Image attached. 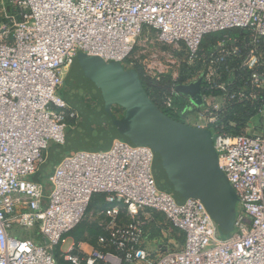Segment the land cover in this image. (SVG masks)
Listing matches in <instances>:
<instances>
[{"label": "built area", "instance_id": "2783aa9c", "mask_svg": "<svg viewBox=\"0 0 264 264\" xmlns=\"http://www.w3.org/2000/svg\"><path fill=\"white\" fill-rule=\"evenodd\" d=\"M79 53L140 68L161 84L163 108L215 129L219 168L240 204L232 236H218L200 200L179 204L158 187L146 146L115 140L107 151H78L55 167L48 195L30 180L78 125L58 91ZM199 80L196 106L176 88ZM248 109L260 130L256 118L239 133L234 119L223 124ZM96 196L101 234L76 241ZM156 213L184 245L153 259L144 240ZM62 262L264 264V0H0V264Z\"/></svg>", "mask_w": 264, "mask_h": 264}, {"label": "water", "instance_id": "95a60500", "mask_svg": "<svg viewBox=\"0 0 264 264\" xmlns=\"http://www.w3.org/2000/svg\"><path fill=\"white\" fill-rule=\"evenodd\" d=\"M89 58L93 59L90 95L96 105L78 109L82 116V123L75 129L78 143L60 155L58 164L80 149L107 151L115 140L149 147L154 154L153 171L158 187L173 195L179 204L190 198L200 200L216 222L219 233L230 235L235 228L238 197L219 168L208 130L191 127L164 113L144 89L137 71L126 70L119 63H108L99 57ZM201 83L199 80L178 85L176 89L189 96L194 105L201 106ZM116 108L124 112L120 119L115 116ZM94 124L99 128L94 129ZM67 144L66 137L65 143L59 146ZM51 157L49 150L38 171L43 177L46 175L42 170ZM57 165L51 166L48 177Z\"/></svg>", "mask_w": 264, "mask_h": 264}, {"label": "rangeland", "instance_id": "374dc122", "mask_svg": "<svg viewBox=\"0 0 264 264\" xmlns=\"http://www.w3.org/2000/svg\"><path fill=\"white\" fill-rule=\"evenodd\" d=\"M152 46L154 47V45H151V48ZM92 60L93 59L89 58L85 54L79 53L76 59L74 60L73 68L70 69L68 73L64 76V84L62 88L58 91V95L62 99H64L65 101L73 102L70 105L78 113V109L82 108L83 106L90 107L88 99L89 101L91 100V102L94 101L93 95H90V93L93 92L91 86L92 84L90 83V80H92ZM79 117L80 119L78 125L75 127H70L66 130V137L68 140V144L66 146H59L56 144L50 145L49 150L52 154L51 161H49L48 166L43 168L42 170V174L46 175V177H43L40 174V177H35L34 175L30 178L31 181L40 182L44 186L46 195H48L51 191V183L48 177L50 174L49 171L51 166L57 165L59 163L60 158L62 157L60 155L65 152V150L68 151L71 145H73L74 143H78L76 140L77 133L75 129H77V127L82 123V116ZM260 121V117L258 116L255 119V124L258 128L260 127ZM92 127L94 129H98L99 125L94 124ZM205 130H208L211 140L214 143V137L216 135L215 129L213 127H210L206 128ZM79 151L86 150L80 149ZM102 207L103 204L101 202H95L92 205V207L89 209L87 218L85 219L83 224L75 231L72 238H74L76 241H86L91 244L95 243V236L98 234V212L101 210ZM236 212V216H238L240 212L239 200L236 204ZM149 215H151L153 219L151 222L148 223L146 227L144 246L150 252L152 258L158 259L166 253L180 250L184 245V236L182 232L174 228L166 216L157 213ZM235 232L236 229L234 228L233 232L230 235L223 236L218 231V236L220 238H227L229 236H232ZM27 236H29V238L35 236V230L29 231ZM71 241L72 240L69 239L68 244L65 246V248L68 247Z\"/></svg>", "mask_w": 264, "mask_h": 264}, {"label": "trees", "instance_id": "16d2710c", "mask_svg": "<svg viewBox=\"0 0 264 264\" xmlns=\"http://www.w3.org/2000/svg\"><path fill=\"white\" fill-rule=\"evenodd\" d=\"M218 37H219L218 34L212 35L210 37H207V39L204 41L203 45L204 46H207L208 44H210L212 41H214ZM122 67L124 69H126V70H135V71H137L140 74V76H141V81H142V85H143L144 89L146 90V92L148 93V95L150 96V98L153 100V102L164 113H166L168 116H170L171 118H173L176 121H179V122H182L183 123V119L181 118L180 115H175L171 111L163 108L162 105L160 104V102L158 101V93L162 89L161 84H157V83L151 81L150 79L145 78L140 68L131 69V68H128L126 65H122ZM180 82L181 83H185L186 81H185V79H182ZM117 112H119V111H117ZM250 118H254V119L256 118V111H254L252 109H248L247 112L245 111L244 113L240 114L237 117L229 116L228 118H226L223 121V124L224 125H227L228 122L231 119H234L237 122V128H235V131H236L235 133H239L240 132V128L241 127H244L246 124H248L250 122ZM35 177H40L39 172L35 175ZM95 202H101L103 204L104 203V196H96L95 197V200H94V203ZM97 230H98V234L95 236V239L97 238L98 235L101 234L100 229H97ZM93 244H95V243H93ZM61 264H63V262Z\"/></svg>", "mask_w": 264, "mask_h": 264}, {"label": "flooded vegetation", "instance_id": "af4514ba", "mask_svg": "<svg viewBox=\"0 0 264 264\" xmlns=\"http://www.w3.org/2000/svg\"><path fill=\"white\" fill-rule=\"evenodd\" d=\"M95 101V100H94ZM94 101H92L91 102V100L89 101V99H88V102H89V106L90 107H94L95 105H96V102H94ZM67 102V101H66ZM68 103V102H67ZM69 104V103H68ZM117 111H119V112H117ZM116 114H115V116L118 118V119H120V118H122L123 117V114H124V112H123V110L122 109H120V108H116V112H115ZM79 114V113H78ZM80 116V115H79Z\"/></svg>", "mask_w": 264, "mask_h": 264}, {"label": "crops", "instance_id": "0c3cea01", "mask_svg": "<svg viewBox=\"0 0 264 264\" xmlns=\"http://www.w3.org/2000/svg\"><path fill=\"white\" fill-rule=\"evenodd\" d=\"M73 65H74V64H73ZM72 68H73V66H72ZM72 68H71V69H72ZM237 197H238V196H237Z\"/></svg>", "mask_w": 264, "mask_h": 264}]
</instances>
